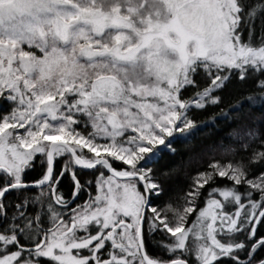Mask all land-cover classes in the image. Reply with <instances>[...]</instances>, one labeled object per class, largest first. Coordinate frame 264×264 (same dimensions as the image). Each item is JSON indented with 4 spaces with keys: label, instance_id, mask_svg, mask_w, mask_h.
I'll use <instances>...</instances> for the list:
<instances>
[{
    "label": "snow or ice",
    "instance_id": "snow-or-ice-1",
    "mask_svg": "<svg viewBox=\"0 0 264 264\" xmlns=\"http://www.w3.org/2000/svg\"><path fill=\"white\" fill-rule=\"evenodd\" d=\"M253 72L264 77V0H0V264H264V170L252 168L264 140L247 161L197 172L182 207L155 204L163 152L205 126L190 111ZM257 88L229 112L264 105ZM78 170L97 172L94 196ZM217 177L231 183L202 193ZM157 234L164 257L147 251Z\"/></svg>",
    "mask_w": 264,
    "mask_h": 264
},
{
    "label": "trees",
    "instance_id": "trees-1",
    "mask_svg": "<svg viewBox=\"0 0 264 264\" xmlns=\"http://www.w3.org/2000/svg\"><path fill=\"white\" fill-rule=\"evenodd\" d=\"M195 78L201 85L206 83L202 72ZM258 79H264V77H261L255 72L249 75L244 81H240L234 76L228 85L219 93L222 97V103L220 105L208 107L204 110L190 111V117L199 123H203L205 126L201 127L193 135L191 142L177 139L173 145L176 148L175 155L169 154L166 151L163 152L160 160L155 165V175L159 178L164 188V193L155 200V204L163 207L171 203L174 207H182L184 202L181 200V197L189 190L193 176L197 172L207 170L212 160H218L221 163L226 161H232L234 163L241 160L247 161L254 151L260 150L261 140H264V105L250 107L246 103L239 111L229 112L230 107L235 101L241 99L246 94L259 92L257 88ZM194 91L195 89L188 88L184 91L183 95L184 97H189ZM7 108L9 106L4 104L3 110L7 111ZM221 109L229 113L227 119L222 116ZM248 129L261 133L260 137L255 140H249L245 136L243 141H239L236 138L237 134L243 135ZM241 143L248 144L246 151L241 149ZM62 162L63 158L57 161V171ZM119 166L117 163L116 167ZM252 168L258 174L264 170V165H253ZM41 171L42 169L37 166L29 172L26 179L29 181L38 179ZM107 174L105 170V175ZM96 176L97 172L95 170L79 171V179L82 182L93 181L90 189L93 196L96 194ZM230 183L224 178L217 177L215 184L206 186L202 190V193L206 195L210 187L223 186ZM59 189L66 197L70 198L73 183L69 176L63 178ZM29 191L35 192V189H30ZM10 198L15 199V196ZM86 199H88V193H81L73 202L72 206L81 204ZM198 204L203 206V199L199 200ZM194 219L195 214L189 217V223ZM257 235H264V227L259 229ZM244 238V235L237 237V239ZM160 239L162 237L157 234L155 238L150 237L148 240L147 251L154 257L165 256L163 249L158 247ZM240 255L243 256L244 253H240ZM257 255H264V251L258 252Z\"/></svg>",
    "mask_w": 264,
    "mask_h": 264
},
{
    "label": "rangeland",
    "instance_id": "rangeland-1",
    "mask_svg": "<svg viewBox=\"0 0 264 264\" xmlns=\"http://www.w3.org/2000/svg\"><path fill=\"white\" fill-rule=\"evenodd\" d=\"M9 108H7V111H8ZM88 131H91V129L89 128ZM218 198V197H217Z\"/></svg>",
    "mask_w": 264,
    "mask_h": 264
}]
</instances>
